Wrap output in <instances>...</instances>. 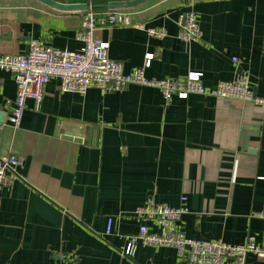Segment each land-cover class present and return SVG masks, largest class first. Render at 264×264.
<instances>
[{
	"label": "crops",
	"instance_id": "0c3cea01",
	"mask_svg": "<svg viewBox=\"0 0 264 264\" xmlns=\"http://www.w3.org/2000/svg\"><path fill=\"white\" fill-rule=\"evenodd\" d=\"M20 1L0 0L1 52L26 53L33 39L80 47L82 11ZM127 9L136 24L167 35L100 26L95 36L109 41L126 72L154 52L148 77L195 70L214 88L234 78L238 57L254 93L264 95V0H147ZM187 10L197 15L200 41L179 37ZM16 90L13 75L0 70V153L24 158L0 196V264H187L172 247L139 244L133 256L122 253L142 223L135 210L150 197L187 207L179 228L189 237L264 241V110L253 102L191 94L167 103L158 88L138 84L61 92L53 78L38 110L27 101L15 130L8 117ZM246 264L264 258L250 254Z\"/></svg>",
	"mask_w": 264,
	"mask_h": 264
},
{
	"label": "built area",
	"instance_id": "2783aa9c",
	"mask_svg": "<svg viewBox=\"0 0 264 264\" xmlns=\"http://www.w3.org/2000/svg\"><path fill=\"white\" fill-rule=\"evenodd\" d=\"M64 1V0H61ZM88 8L82 11L81 28L77 32L80 47L77 49L59 48L42 39H33L27 53L9 54L0 51V70L10 72L16 82V97L9 110V125L20 128L27 108V101L33 99L38 110L45 96V88L51 79L59 80L61 92L85 94L96 87L103 92L123 90L129 84L158 88L167 103L174 97L188 98L191 94L236 98L253 102L264 110V95H256L252 90L250 74L240 70L238 57H233L235 76L221 81L214 88L203 84L201 71L191 70L183 77L150 78L145 70L155 58L154 52H147L144 65L124 70L121 61L111 58L109 41L95 36L100 26L134 25L144 29L151 37L163 38L167 35L164 27H147L133 21L134 12L127 8L98 10L93 0L85 1ZM179 37L187 43L200 41L203 31L193 10L182 12L178 17ZM24 158L16 153H0V196L4 187L14 178H19L18 169L23 167ZM264 178V177H263ZM185 200V197L182 198ZM187 212L185 205L171 206L159 203L153 197L138 206L136 215L142 223L139 230L127 239L122 253L133 256L139 244L155 247H172L187 264H246L250 254L264 258V241L258 243L249 236L243 243H230L223 239L202 240L189 237L179 228L182 216ZM264 218V209L258 214ZM113 219L109 220L107 234L112 232ZM152 224L157 230L149 227ZM61 258L62 256L59 255ZM51 264H62L53 262Z\"/></svg>",
	"mask_w": 264,
	"mask_h": 264
},
{
	"label": "water",
	"instance_id": "95a60500",
	"mask_svg": "<svg viewBox=\"0 0 264 264\" xmlns=\"http://www.w3.org/2000/svg\"><path fill=\"white\" fill-rule=\"evenodd\" d=\"M55 10L63 12H81L88 8L85 2H65L61 0H36ZM147 0H112L106 4L108 8H133L144 3ZM29 51V45L26 53Z\"/></svg>",
	"mask_w": 264,
	"mask_h": 264
},
{
	"label": "trees",
	"instance_id": "16d2710c",
	"mask_svg": "<svg viewBox=\"0 0 264 264\" xmlns=\"http://www.w3.org/2000/svg\"><path fill=\"white\" fill-rule=\"evenodd\" d=\"M112 0H93L94 7L98 10L104 9L106 4Z\"/></svg>",
	"mask_w": 264,
	"mask_h": 264
},
{
	"label": "rangeland",
	"instance_id": "374dc122",
	"mask_svg": "<svg viewBox=\"0 0 264 264\" xmlns=\"http://www.w3.org/2000/svg\"><path fill=\"white\" fill-rule=\"evenodd\" d=\"M8 2H16V1H20V0H16V1H11V0H6ZM65 2H79L80 0H64ZM19 3H23V1H20Z\"/></svg>",
	"mask_w": 264,
	"mask_h": 264
}]
</instances>
